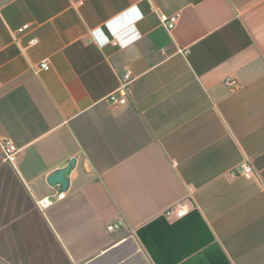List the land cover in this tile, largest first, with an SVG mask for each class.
Segmentation results:
<instances>
[{
	"label": "crops",
	"instance_id": "0c3cea01",
	"mask_svg": "<svg viewBox=\"0 0 264 264\" xmlns=\"http://www.w3.org/2000/svg\"><path fill=\"white\" fill-rule=\"evenodd\" d=\"M0 3V264H264V0Z\"/></svg>",
	"mask_w": 264,
	"mask_h": 264
},
{
	"label": "built area",
	"instance_id": "2783aa9c",
	"mask_svg": "<svg viewBox=\"0 0 264 264\" xmlns=\"http://www.w3.org/2000/svg\"><path fill=\"white\" fill-rule=\"evenodd\" d=\"M0 6H1V3H0ZM160 16H161V20L163 21V23L167 26V28L170 31L175 27L176 22L179 18L178 13L173 14L171 16H166L161 13ZM29 26H30L29 23L23 24L14 32V36L17 33H22L26 31L29 28ZM37 42H38L37 38H34L32 40V43H37ZM182 51L187 53L189 50L188 48H186V49H182ZM33 68L36 71L41 70V69L47 70L50 68V63L46 59V60H43V62H41L40 64L35 65ZM134 79L135 78H134L132 70L131 69L126 70V72H124V74L121 76V81H120L119 86L115 90L111 91L106 96V100L113 106L126 104L129 101L133 93ZM225 83L228 84L229 86H236L237 80L227 78L225 80ZM0 146H1L2 156L4 160L7 162H10L11 164H15L21 148L17 146V144L10 138H0ZM228 174L231 178H235L237 176H243L245 178H259V179L261 178L260 171L253 165V163L251 162L249 158H246L240 164L231 168ZM190 203H191V200L189 198L183 201L176 202L168 206L167 208H165V210H163V215L171 220L182 218L189 212ZM49 204H50V201L48 198H43L39 201V205L41 207H46ZM121 227H122L121 221H114V222H110L107 224V229L109 231H114V230L120 229Z\"/></svg>",
	"mask_w": 264,
	"mask_h": 264
},
{
	"label": "water",
	"instance_id": "95a60500",
	"mask_svg": "<svg viewBox=\"0 0 264 264\" xmlns=\"http://www.w3.org/2000/svg\"><path fill=\"white\" fill-rule=\"evenodd\" d=\"M75 163L76 159L72 158L67 166L52 172L48 177L49 183L51 185L61 184L64 189H67L70 183L68 173L71 171Z\"/></svg>",
	"mask_w": 264,
	"mask_h": 264
}]
</instances>
